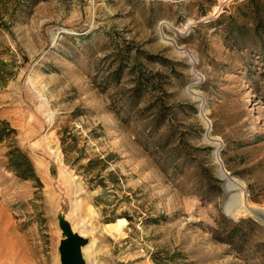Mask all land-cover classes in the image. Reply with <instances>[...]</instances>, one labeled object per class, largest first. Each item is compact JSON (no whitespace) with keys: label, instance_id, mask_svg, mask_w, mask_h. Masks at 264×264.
Listing matches in <instances>:
<instances>
[{"label":"rangeland","instance_id":"rangeland-1","mask_svg":"<svg viewBox=\"0 0 264 264\" xmlns=\"http://www.w3.org/2000/svg\"><path fill=\"white\" fill-rule=\"evenodd\" d=\"M0 121V264H60L59 216L126 220L86 233L96 264H264V223L222 205L237 179L264 212V0H0Z\"/></svg>","mask_w":264,"mask_h":264},{"label":"bare ground","instance_id":"bare-ground-1","mask_svg":"<svg viewBox=\"0 0 264 264\" xmlns=\"http://www.w3.org/2000/svg\"><path fill=\"white\" fill-rule=\"evenodd\" d=\"M191 24L189 21H187L181 26V29H187ZM175 31H176L177 35H181L183 33L182 30H175ZM178 50H181L182 53L185 54V56L187 55V58L189 59L188 62H190L191 64L195 61L194 53L191 52L190 50L186 49L185 46L179 47ZM196 76H194L192 78L191 82L188 84L187 91H189V93L193 96L194 101H197L198 105H199L202 99L200 98V93L197 90L198 86H199V81H198V78ZM44 87H42V88H44ZM201 110H203V113H204L205 111H207V108L204 107V109H201ZM200 116L204 120L207 130H209L208 122L205 119V117H203L202 112L200 113ZM212 139L215 140L216 143H217V141H219V139L217 137H214V136ZM37 163L40 164V162H37ZM243 188H244L243 185L240 184V182L237 179H233L232 181L231 180L226 181V192H227V196H229V197L227 198L226 202L223 204V211L229 217L237 218L243 214L249 213V211H248L249 209L256 210V211H258L260 209V208H256L257 206L255 207V205L250 204L248 202V200L246 199V193L243 191ZM76 202H77L76 206H77V208H79V202H81V201L78 200ZM88 212H89V215L87 218V222H90V221L95 219L94 218V212L91 209H89ZM257 213L260 216H264V213H259V212H257ZM125 225H126V220L123 218L117 219V220H115V222H112V223L99 224L96 227L94 225H92V223H88V225H85V223L82 220H80L77 226L72 227V232L75 236H77L79 238H85V235L87 232L90 233V231L99 228L102 232H105V234L108 233V234L113 235L114 237H122V235H123L122 228ZM82 235H84V236H82ZM94 241H95L94 239H89L88 243L81 248L82 257H83L85 264H96L92 259L93 255L95 254L92 250V246L94 244Z\"/></svg>","mask_w":264,"mask_h":264},{"label":"trees","instance_id":"trees-1","mask_svg":"<svg viewBox=\"0 0 264 264\" xmlns=\"http://www.w3.org/2000/svg\"><path fill=\"white\" fill-rule=\"evenodd\" d=\"M261 25L262 23L260 22L255 28L260 27ZM149 58L150 57H147V59ZM120 74L121 68L118 67L112 75L115 76V79H118ZM139 90V83L135 82L134 87H132V89L130 90L131 97H135L136 95H138ZM14 134L15 130L10 128L9 124L6 121H0V143L4 140H10L12 138V135ZM6 158L7 168L12 171L18 178H21L23 180L33 179L38 181L37 177L35 176L34 168L30 159L15 144H12L10 146L9 151L6 154ZM240 225L241 223H236L230 228L227 227L225 229H222L223 232L227 235L226 239L223 240V243L229 242L239 234V227H241ZM219 228L221 227L219 226Z\"/></svg>","mask_w":264,"mask_h":264},{"label":"water","instance_id":"water-1","mask_svg":"<svg viewBox=\"0 0 264 264\" xmlns=\"http://www.w3.org/2000/svg\"><path fill=\"white\" fill-rule=\"evenodd\" d=\"M226 189V184H224ZM224 202H222L223 205ZM249 213L259 222L264 223V216L259 213H264L262 210H248ZM58 227L62 233V238L59 241L58 253L60 264H85L81 248L88 243L85 238H79L72 232L70 224L65 221L62 216L58 217Z\"/></svg>","mask_w":264,"mask_h":264}]
</instances>
